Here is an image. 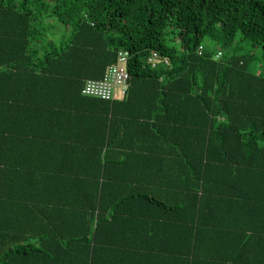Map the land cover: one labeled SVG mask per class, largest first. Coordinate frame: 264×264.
Here are the masks:
<instances>
[{"label": "trees", "instance_id": "obj_1", "mask_svg": "<svg viewBox=\"0 0 264 264\" xmlns=\"http://www.w3.org/2000/svg\"><path fill=\"white\" fill-rule=\"evenodd\" d=\"M0 264H264V0H0Z\"/></svg>", "mask_w": 264, "mask_h": 264}, {"label": "built area", "instance_id": "obj_2", "mask_svg": "<svg viewBox=\"0 0 264 264\" xmlns=\"http://www.w3.org/2000/svg\"><path fill=\"white\" fill-rule=\"evenodd\" d=\"M204 47L199 48L200 54H203ZM222 56V52L217 54V58ZM131 58V52L122 50L119 53V61L110 66L102 79H88L83 88V94L89 97H98L104 100L113 101L117 96V88L122 86V94L125 95L129 88L130 73L128 62ZM148 63L156 68L161 64L170 66V60L154 51L148 58Z\"/></svg>", "mask_w": 264, "mask_h": 264}, {"label": "crops", "instance_id": "obj_3", "mask_svg": "<svg viewBox=\"0 0 264 264\" xmlns=\"http://www.w3.org/2000/svg\"><path fill=\"white\" fill-rule=\"evenodd\" d=\"M123 94L122 92H120V96H116V98H123ZM81 110H86V111H92L94 110L95 106H94V103L92 101H89V100H83V99H78L76 101V104Z\"/></svg>", "mask_w": 264, "mask_h": 264}, {"label": "rangeland", "instance_id": "obj_4", "mask_svg": "<svg viewBox=\"0 0 264 264\" xmlns=\"http://www.w3.org/2000/svg\"><path fill=\"white\" fill-rule=\"evenodd\" d=\"M121 87H122V86H119V87L117 88V95H118V96H120V92H121V90H122Z\"/></svg>", "mask_w": 264, "mask_h": 264}]
</instances>
